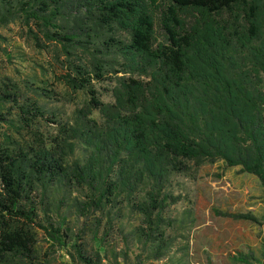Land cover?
<instances>
[{
  "label": "trees",
  "instance_id": "trees-1",
  "mask_svg": "<svg viewBox=\"0 0 264 264\" xmlns=\"http://www.w3.org/2000/svg\"><path fill=\"white\" fill-rule=\"evenodd\" d=\"M16 19L38 26L48 43L29 27L36 47L59 46L60 78L83 99L69 121H50L47 142L32 127L50 91L34 79L25 81L30 94L0 84V104L15 109L0 139V264H35L37 230L71 264H103L65 217L47 213L60 191L85 197L82 215L102 214L96 229L126 200L150 232L161 231L170 174L222 160L255 175L264 202V0H0V25ZM101 82L111 102L100 99Z\"/></svg>",
  "mask_w": 264,
  "mask_h": 264
},
{
  "label": "rangeland",
  "instance_id": "rangeland-1",
  "mask_svg": "<svg viewBox=\"0 0 264 264\" xmlns=\"http://www.w3.org/2000/svg\"><path fill=\"white\" fill-rule=\"evenodd\" d=\"M29 27L37 32L41 43L46 42L34 23L26 25L16 19L0 25V84L14 82L22 92L30 94L25 81L34 79L50 91L52 98H40L45 116L32 127L48 142L56 134V124L50 121H69L74 108L81 106L83 93L71 91L62 82L60 76L65 68L56 57L59 46L51 45L46 50L36 47ZM262 82L264 87V74ZM107 85L95 83V88L101 100L111 102ZM11 107V103L0 104V139L12 132L8 125L15 109ZM91 117L101 121L97 111ZM21 132L28 137L25 128ZM78 154L75 149L70 157ZM187 165L185 172H172L165 184L170 197L161 212V231L150 232L126 200L118 203L119 212L103 214L96 229L93 219L102 214L82 215L78 202L85 197L76 190L60 191L47 206V213L56 212L54 221L65 217V227L79 233L85 247L97 249L103 264H245L236 260L238 255H250L247 264H264V202L258 178L241 172L239 166H226L222 160ZM137 192L132 202L139 201L141 194ZM219 210L246 213L256 221L225 217L217 213ZM108 216L113 218L112 223L105 222ZM146 232L151 233L148 239H144ZM37 246L35 264H71L64 249L50 243L41 230H37Z\"/></svg>",
  "mask_w": 264,
  "mask_h": 264
}]
</instances>
